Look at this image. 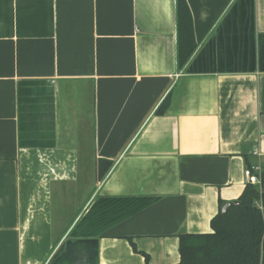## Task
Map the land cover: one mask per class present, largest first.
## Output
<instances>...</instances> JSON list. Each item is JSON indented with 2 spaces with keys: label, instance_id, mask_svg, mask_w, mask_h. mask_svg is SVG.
<instances>
[{
  "label": "crops",
  "instance_id": "1",
  "mask_svg": "<svg viewBox=\"0 0 264 264\" xmlns=\"http://www.w3.org/2000/svg\"><path fill=\"white\" fill-rule=\"evenodd\" d=\"M186 2L179 68L176 0H0V264H175L264 165V0Z\"/></svg>",
  "mask_w": 264,
  "mask_h": 264
},
{
  "label": "trees",
  "instance_id": "2",
  "mask_svg": "<svg viewBox=\"0 0 264 264\" xmlns=\"http://www.w3.org/2000/svg\"><path fill=\"white\" fill-rule=\"evenodd\" d=\"M176 22L177 62L180 68L196 48L186 0H176ZM168 102L169 95L157 109L158 114L165 111ZM111 166L109 160H98V180L107 175ZM237 201L240 204H231L225 212L219 209L211 218L210 232L178 234L179 261L175 264H264V165L260 186L246 184ZM131 244L138 252L132 241ZM142 255L148 264V256Z\"/></svg>",
  "mask_w": 264,
  "mask_h": 264
},
{
  "label": "built area",
  "instance_id": "3",
  "mask_svg": "<svg viewBox=\"0 0 264 264\" xmlns=\"http://www.w3.org/2000/svg\"><path fill=\"white\" fill-rule=\"evenodd\" d=\"M262 171L261 164H252L245 167L243 171L245 184L260 186V175Z\"/></svg>",
  "mask_w": 264,
  "mask_h": 264
},
{
  "label": "water",
  "instance_id": "4",
  "mask_svg": "<svg viewBox=\"0 0 264 264\" xmlns=\"http://www.w3.org/2000/svg\"><path fill=\"white\" fill-rule=\"evenodd\" d=\"M231 204H240V202L237 201V200H234L232 202H224V203H222L221 207H220L221 212H225L227 207L230 206Z\"/></svg>",
  "mask_w": 264,
  "mask_h": 264
}]
</instances>
